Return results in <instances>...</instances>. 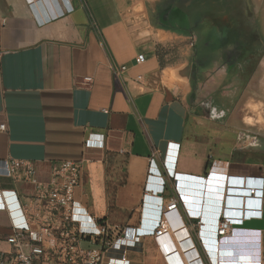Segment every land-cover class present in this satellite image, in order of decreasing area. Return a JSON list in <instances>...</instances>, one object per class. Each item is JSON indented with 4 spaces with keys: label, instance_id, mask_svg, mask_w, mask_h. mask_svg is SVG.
<instances>
[{
    "label": "crops",
    "instance_id": "1",
    "mask_svg": "<svg viewBox=\"0 0 264 264\" xmlns=\"http://www.w3.org/2000/svg\"><path fill=\"white\" fill-rule=\"evenodd\" d=\"M84 2L55 17L29 0H0V161H30L41 176L59 162L82 161L76 200L111 228L131 226L142 238L126 260L106 256L102 264H188L179 247L188 233L204 262L264 264V187L261 218L216 236L228 176L264 178V57L254 71L228 73L207 52L196 55V37L180 30L177 16L168 23L158 16L177 0ZM150 4L153 24L136 13ZM169 43L178 46L173 60L157 51ZM171 142L180 144L172 168L192 184L185 188L193 210L202 199V227L192 229L198 219L180 208L171 213L174 230L156 239L164 207L143 200L155 195L146 190L150 173L166 180L157 192L166 203L177 194L164 168ZM3 184L20 200L30 188ZM8 222L0 212L3 238Z\"/></svg>",
    "mask_w": 264,
    "mask_h": 264
},
{
    "label": "built area",
    "instance_id": "2",
    "mask_svg": "<svg viewBox=\"0 0 264 264\" xmlns=\"http://www.w3.org/2000/svg\"><path fill=\"white\" fill-rule=\"evenodd\" d=\"M85 3L84 0H81ZM31 5H40L51 16H58L73 10L71 0H29ZM2 24L5 25L3 21ZM146 59L144 54L137 57V63ZM126 70V66L114 68L116 75ZM93 77L85 78V83L90 84ZM4 129L5 125H1ZM168 155L164 163L167 166V176L174 179L176 196L166 203L163 196L166 180L150 173L146 190H151L155 195L146 193L144 203H150L164 207V220L155 231L156 239L163 235H169L174 230L171 213L184 209L189 220L198 219L192 229L202 224V199L193 210L191 197L186 192V186L191 183L175 178V161L179 153V143H169ZM123 151V150H121ZM174 161V163H173ZM155 162V159H152ZM153 172L159 169L150 168ZM82 161L66 160L55 165L49 176H41L36 166L30 161L9 159L0 161V177L11 179L13 183L30 185L29 189L22 191L24 200H20L18 193L13 189L3 188L0 182V212L8 215L7 229L4 238L0 236V242L5 241L8 249L0 248V264H102L106 256H112L126 260L127 252L142 244L141 236L131 226L111 228L108 221L100 220L89 215L84 207L75 198V191L82 183ZM237 176H228L226 201H232L227 205L225 212H221L216 236H225L234 225L244 223L251 217L261 218L264 178L248 177L251 181H238ZM244 178V177H242ZM156 181L157 185L151 184ZM251 185L250 193L235 192L244 190L245 183ZM254 187V188H252ZM235 188V189H234ZM195 193V192H193ZM243 197L248 201L244 208ZM245 213V215H243ZM16 215V217H14ZM202 227V225H201ZM183 239L179 247L182 249L188 264H217L213 259L204 262L196 251L191 238ZM87 241L91 245L100 244L104 248H87L82 244ZM185 241H191L189 245ZM176 248V246L174 245ZM195 251L194 255L189 252ZM207 254L211 253L206 251Z\"/></svg>",
    "mask_w": 264,
    "mask_h": 264
},
{
    "label": "flooded vegetation",
    "instance_id": "3",
    "mask_svg": "<svg viewBox=\"0 0 264 264\" xmlns=\"http://www.w3.org/2000/svg\"><path fill=\"white\" fill-rule=\"evenodd\" d=\"M174 4L175 9L162 10L158 16L162 23L177 16L183 28L196 37V55L207 52L211 60L224 64L228 73L254 71L259 66L258 56L264 57V38L258 30V20L250 12L247 17H239L232 0H177Z\"/></svg>",
    "mask_w": 264,
    "mask_h": 264
},
{
    "label": "rangeland",
    "instance_id": "4",
    "mask_svg": "<svg viewBox=\"0 0 264 264\" xmlns=\"http://www.w3.org/2000/svg\"><path fill=\"white\" fill-rule=\"evenodd\" d=\"M232 1H233L234 5H236V7L239 9L237 11L239 14L238 15L239 17H247L248 12H250L251 16H253L254 19L258 20L257 21L258 22L257 27H258V30H260L262 37L264 38V0H232ZM73 4L74 5L76 4V0H73ZM148 6H149L148 11L145 9H137L136 13H137V15H140L142 13L145 15V17H140V18L146 19V15L149 16V18L147 17L148 19H146V20L147 21L149 20V22L153 24L152 15L157 10L154 9V7H153L154 5L150 4ZM207 29L209 31V32H207V34L210 35V28L208 27ZM207 37H210V36H207ZM199 45H200V47H202L203 38H201ZM177 49H178V46L176 44L171 45L170 43L168 45L158 44V46H157V51H158V54L160 55V57H162L163 59H169V60L174 59ZM232 73H234V72H232ZM0 182L2 184L3 183L15 184V183H13V181L11 179H8L5 177H0ZM18 184H22V183H18ZM3 186H4V184H3ZM82 245L84 247H87V248L97 247L96 245H91L87 242H84Z\"/></svg>",
    "mask_w": 264,
    "mask_h": 264
},
{
    "label": "bare ground",
    "instance_id": "5",
    "mask_svg": "<svg viewBox=\"0 0 264 264\" xmlns=\"http://www.w3.org/2000/svg\"><path fill=\"white\" fill-rule=\"evenodd\" d=\"M244 187H245L244 191H243V190L239 191L238 189H236L235 192H245L246 194L250 193V191H251V185H250L249 183L246 182L245 185H244ZM252 188H254V187H252ZM234 189H235V188H234ZM226 194H227V193H226ZM243 200H244V204H243V206H244V208H246V207H247V204H248V201L246 200L245 197H243ZM228 204H229V205H232L233 202L230 201V200H229V202L226 201V196H225V202H224L223 213L225 212L226 207H228V206H227ZM243 215H245V213H243Z\"/></svg>",
    "mask_w": 264,
    "mask_h": 264
},
{
    "label": "water",
    "instance_id": "6",
    "mask_svg": "<svg viewBox=\"0 0 264 264\" xmlns=\"http://www.w3.org/2000/svg\"><path fill=\"white\" fill-rule=\"evenodd\" d=\"M185 178H194V179H192V180H195V181H197V182H199V183H203L204 181H205V179H203V178H199V177H188V176H185ZM235 180H238V181H242V180H245V181H251V178H248V177H246V178H242V177H240V178H234ZM244 191V190H243Z\"/></svg>",
    "mask_w": 264,
    "mask_h": 264
},
{
    "label": "trees",
    "instance_id": "7",
    "mask_svg": "<svg viewBox=\"0 0 264 264\" xmlns=\"http://www.w3.org/2000/svg\"><path fill=\"white\" fill-rule=\"evenodd\" d=\"M166 27H168V26H166ZM168 28H170V27H168ZM182 32H184V33H188V31H187V28H183V27H181V29H180Z\"/></svg>",
    "mask_w": 264,
    "mask_h": 264
},
{
    "label": "clouds",
    "instance_id": "8",
    "mask_svg": "<svg viewBox=\"0 0 264 264\" xmlns=\"http://www.w3.org/2000/svg\"><path fill=\"white\" fill-rule=\"evenodd\" d=\"M165 169L167 170V172H168V169H167V166L165 165Z\"/></svg>",
    "mask_w": 264,
    "mask_h": 264
}]
</instances>
